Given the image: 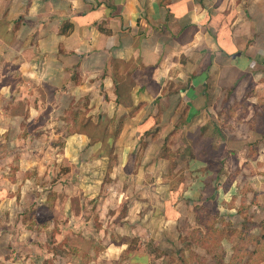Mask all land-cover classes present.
Segmentation results:
<instances>
[{
  "label": "crops",
  "instance_id": "0c3cea01",
  "mask_svg": "<svg viewBox=\"0 0 264 264\" xmlns=\"http://www.w3.org/2000/svg\"><path fill=\"white\" fill-rule=\"evenodd\" d=\"M253 91L257 98L264 91V0H0V161L14 165L2 169L0 163V172L9 168L15 173L11 176L15 180L0 174V194L21 193L19 199L15 194L0 195V219L6 211L10 218L11 208L17 207L22 222L24 208L31 203L24 197L25 184L33 189L41 168L45 172L50 165L54 173L69 165L65 158L66 163L79 164L85 178H93L91 192L103 188L101 176L106 171L115 178L111 186L166 189L172 181L167 180L169 170L156 165L165 160L164 141L177 143L179 149H173L179 157L192 154L198 167L206 165L203 176H210L211 165L202 153L205 145L214 150L213 141H219L221 148L225 142L231 147L261 135L259 115L251 114L256 105ZM261 106L256 108L262 113ZM41 111L44 117L34 118ZM28 122L45 129L40 134L45 138L43 134L61 130L60 138L53 139L62 146L24 148L31 137L38 142L45 139L39 134L25 136L23 124ZM109 124L121 126L117 135L106 133L116 147L110 167L101 142L105 131L98 138L86 129L95 126L98 133L97 126ZM141 140L146 141L142 157L147 161L138 164L135 158L143 150L138 155L132 150ZM258 154L260 150L254 154L256 160ZM137 173L158 175L137 182ZM71 179L68 184H77L73 174ZM20 181L25 184L20 186ZM201 181L206 183V178ZM109 193L95 196V208L86 210L90 217L84 218L81 234L71 232L62 238V232L54 229L52 244L63 239L91 253L85 239L108 236L111 240L103 252L116 255L127 249L125 242L114 238L126 219L123 223H128L130 232L139 235L135 219L143 216L136 218L130 207L141 198L126 195L130 215L118 221L115 212L107 215L103 210L106 201L116 198L117 192ZM215 196L222 198L219 192ZM64 207H69L66 201ZM143 215L148 225L152 217ZM52 217L50 212L47 218ZM41 221L37 217L38 227ZM92 223L95 227H90ZM21 230L19 225L1 226L0 247L9 250ZM137 258L138 264L145 260ZM22 263L12 258L11 264Z\"/></svg>",
  "mask_w": 264,
  "mask_h": 264
},
{
  "label": "rangeland",
  "instance_id": "374dc122",
  "mask_svg": "<svg viewBox=\"0 0 264 264\" xmlns=\"http://www.w3.org/2000/svg\"><path fill=\"white\" fill-rule=\"evenodd\" d=\"M263 92H261L260 98H257L258 94L253 91L252 100H255L256 105L254 110L251 111L253 118L257 116L256 114L259 115L256 118L259 122L261 135L259 136L258 134L257 139L253 141H238L236 144L230 145L231 147H227L225 142L224 148H221L222 144L220 145L219 141H213L214 150H207L209 148L205 145L202 153L204 152V158L211 165V174L208 177H204L202 173L205 166L199 164L202 167H198L195 160L193 162L194 157L192 154L179 157V151L173 149V147L177 146V143L175 144L173 141L163 142L165 149H162V152L165 155L163 157L165 160L156 163V165L159 163V166L160 164L166 166L169 170L167 172V180L172 181H170L166 189L138 187L140 186L139 184L137 188L128 187V185L120 188L122 183L111 186V179L115 180V178L106 171L101 176L104 183L102 185L103 188L100 191L91 192L94 188L90 187L89 184L93 182V178H85V176L81 175L83 171H79L80 167L77 163H75L77 165L70 161L66 163L65 158L64 163L69 165L66 167H61L63 166L61 165L54 173L50 165H48L45 172L41 168L38 173L37 185L33 189L29 183H23V185H26L25 190H28V195L24 197L27 198V202L31 203L29 205L26 204L27 206L24 208L26 215L24 219H21L22 222H20L19 215H17L21 213L17 207L10 210L12 218H6L5 213L7 211L1 213L0 224L3 218L4 220L6 218V220L0 227L12 229L19 225L23 228L21 230L23 233L18 236V239L16 237L12 241L9 250H13V252L0 247V263L11 264L12 258L14 260L18 258L23 261L22 264H138L139 260L137 257H143L145 260L141 264H264V226L259 225L264 221V184L261 185L264 182ZM249 94L247 93V96ZM260 104H262V113L256 108ZM248 111H246L247 114ZM242 112L244 114L245 109H242ZM26 114H28V111ZM0 117L2 118L1 113ZM42 117H44L42 111L34 116V118L38 119ZM78 117L80 118V115ZM35 124L24 123V135L31 137L39 134V137L44 139L45 136L40 134L47 131L39 128L41 127L40 125L37 126L38 124ZM96 128L98 133L95 131V126L89 125L86 129L94 137L98 138L105 131V136L104 138L101 137L103 139L101 142L105 152H107L106 154L109 155L106 165L110 167L114 161L112 152L116 147L113 145L114 141L108 139L109 136L106 133L117 135L119 125H101ZM60 131L57 129L54 135L43 134L47 137L40 142L31 140V137L29 140H25L24 148L25 145H30V147L38 146V148L50 150L51 148H56L58 143L62 146V142L59 139H53L60 138ZM121 143L124 145V142ZM218 145L220 146L216 148ZM145 147L146 141L135 142L132 151L134 153L136 151V154H139L140 150H143L140 158H138L139 156L135 158L138 160V164H140L142 159L145 162L147 161L145 156L144 158L142 157ZM176 148L179 149V147ZM259 150V160H256L257 157L254 154L259 153ZM229 152H233L236 155H231ZM215 153L219 156L218 158L210 156ZM0 157L2 156L0 155ZM214 158H217V160ZM0 163L2 169L7 165L14 167L10 161H0ZM60 164H63V162H60ZM75 166H77L76 169H74ZM65 168L67 173L64 172ZM72 169H74L73 173L71 172ZM0 174L15 180V178H11L15 173L9 171V168L4 172H0ZM72 174L73 179H78L77 184H68L73 181L71 179ZM155 175L157 176L158 174L137 173L138 178L136 180L141 182L144 178H147V180L155 179ZM19 176L21 178V175ZM127 178L130 177L128 176ZM200 178L201 180L206 178V183L202 184ZM66 184H68L67 187H65ZM19 185H22L21 181ZM108 192L117 193L114 195L116 198H111L110 203L106 201V205L103 207L107 215L115 212L116 217L114 219L118 218V221L124 216H129L130 211L136 214V218L139 215L143 216L141 219H135L139 227V235H133L129 230L128 223L127 226L123 223L128 222V219L120 222L123 229L116 231L117 238L114 239L121 243L125 242L127 249L116 255H113L111 250L103 252L102 250L107 247L109 239L111 240L108 236L85 239L86 245L93 250L91 253L80 251L76 246L73 248L63 239L52 244L53 236L51 234L54 229H59L62 232V238L71 232L81 234L84 230L82 227L84 218L90 217L88 214L85 215L86 210L88 207L94 210L95 199L99 196H107ZM217 192L221 193L223 199L215 196ZM13 194H15L17 199L20 198L21 193L19 194L15 190H6V194L0 195L9 197ZM126 195L132 198H141L140 203L131 205L129 212H126L129 198ZM95 196L97 197L95 198ZM215 197L216 199H214ZM65 201L69 206L68 208L64 207ZM112 205L114 208H108ZM50 212L54 216L51 219L47 218ZM143 212L152 217V220H148V225L145 221L146 219L144 220ZM96 215L97 213L94 212L93 220H96ZM161 215L164 218H160ZM132 216L134 215L132 214ZM37 217L42 219L40 227H38L39 225L36 222ZM193 217L195 221H192ZM103 219L106 221L105 218ZM15 220H18V223H15ZM166 220L168 223L165 222ZM90 227H95V224L92 223ZM213 228H216V230ZM238 231H241V233ZM226 233L230 237L231 234L240 237L237 242V246H239L236 248L237 252L236 250L234 251L233 241L223 236ZM16 239L18 243H16ZM73 239H75V242L79 240L78 237ZM35 243L40 246V249L36 248ZM32 244L34 245L31 246ZM257 248L261 252L251 254ZM242 252L246 253L242 254ZM133 256L137 259H133Z\"/></svg>",
  "mask_w": 264,
  "mask_h": 264
},
{
  "label": "trees",
  "instance_id": "16d2710c",
  "mask_svg": "<svg viewBox=\"0 0 264 264\" xmlns=\"http://www.w3.org/2000/svg\"><path fill=\"white\" fill-rule=\"evenodd\" d=\"M119 125V124H118ZM121 126L119 125V129L117 130V133H119V131H120V128ZM162 157H164L165 155L162 153V155H161ZM206 166V165H205ZM260 226H264V221H262V223H260L259 224ZM206 227V226H205ZM210 227H211V225H210ZM210 227H209V229H210ZM207 229H208V227H206ZM214 230H216V228H213ZM245 230V229H244ZM229 232V231H228ZM238 232H240L241 233V231H238ZM232 233V232H231ZM225 238L227 237L228 238V240H231V241H233L232 242V245H233V248H234V251L236 250V252H237V247H239V246H237L238 244H237V242L239 241L238 239L240 238V237H237V236H235V235H233V234H231V237L228 235V233H226V234H224L223 235ZM230 238H229V237ZM256 242L258 243V241L256 240ZM258 252H261L258 248L256 249V250H254V252H252L251 254H256V253H258ZM246 252H242V254H245Z\"/></svg>",
  "mask_w": 264,
  "mask_h": 264
}]
</instances>
